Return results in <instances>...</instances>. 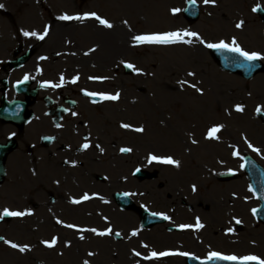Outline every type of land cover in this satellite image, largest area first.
<instances>
[{
    "label": "rangeland",
    "instance_id": "obj_1",
    "mask_svg": "<svg viewBox=\"0 0 264 264\" xmlns=\"http://www.w3.org/2000/svg\"><path fill=\"white\" fill-rule=\"evenodd\" d=\"M249 1H244L243 5L241 0L237 3L241 2L239 6L242 9L249 7ZM222 2L227 3V0ZM181 3L183 0H0L3 6L0 9L8 15L0 16L2 40L12 43L35 42L38 39L25 37L23 32L43 34L47 28L48 34L42 40V50L49 51L45 57L50 60L42 64L46 71L45 77L54 78L56 75L53 71L60 70V62L66 56L80 52L74 56L81 57L85 65L68 62L69 57L66 58L68 63L63 65L80 67L77 71H85V76H82L84 80L79 78L80 84L89 81L90 87L96 90L104 84L105 92L119 93L118 102L107 103L109 106L106 109L114 111L109 113L110 122L144 129L137 136L124 128L121 134L118 131L114 133L112 138L117 141V145L134 148V155L121 157L122 178H114L116 183L111 186L121 185L122 189H129V181L136 183L130 176L131 167L134 164H147L148 154L171 157L179 162L178 167L153 162L157 172L156 181L152 184L139 183L135 189L144 193L145 198H140L139 202L144 204L145 209L168 211L164 213L169 215L170 221L151 229L139 226L137 211H120L113 205L69 207L66 213L51 207L21 208L13 201L5 202L11 208L0 206V212L7 208L32 213L25 215L23 220L3 222L0 235L17 245L24 243L23 246L27 245L30 250L21 254L1 243L0 264H84L85 260L89 264H152V259L142 257L164 249L185 252L198 258H207L211 250H216L237 258L254 255L264 259V225L253 219L252 211L258 202L248 190L240 159L243 153H248L264 167V126L254 116L257 108L264 110V72L246 83L239 76L218 69L206 49L203 48L201 54H195L193 47L199 45L195 40L192 44L132 47V38L173 29L195 32L205 42H215L221 36L233 34L242 40L244 46L255 50L264 48V40H257L259 44H254L252 40L246 42L248 37L243 30L233 32L231 22L240 17L234 18L231 10L225 11L227 17L223 20H227V24L222 25H216L217 21L207 18L217 17L215 20L221 15V10L209 6H203V17L200 16L194 23H187L181 15H169L168 7L177 8ZM93 12L113 24L110 30L116 28L119 31L116 39L104 40V34L94 32L85 23L93 19L63 21L66 24L64 29L69 27L70 32L60 37L62 32L57 31L59 16ZM93 23L94 27L99 26L97 21L93 20ZM226 25H229L228 28ZM55 31L58 32L55 47L65 39L68 42L66 48L49 49L46 46ZM121 36L127 42L125 45L129 46L124 53L119 48ZM104 41L116 46L115 51L103 49ZM60 51L64 53H56ZM85 53L89 54L88 58L92 61L97 58L104 63L114 54L118 59L114 64L107 61L102 68L93 63L87 66ZM118 60L134 65L135 71L125 74ZM70 72H75V69ZM189 72L194 75L189 76ZM181 81L185 83L181 84ZM237 105L243 107V112L235 111ZM217 126L221 128L216 134L217 138H206L208 131ZM36 131L37 127L34 134ZM21 137L28 143L33 141L28 133ZM23 141H19L22 150L25 149ZM248 144L259 149V153L252 151ZM233 152L238 155L233 156ZM28 157L27 154H14L12 158L31 165L29 161L32 157L30 160ZM227 170L237 171L239 177L219 181V174ZM159 181H163L165 187L155 190ZM197 219L204 225L198 231L194 230ZM57 220L61 223H56ZM236 220L241 223L237 224ZM62 222L74 223L78 228H95L97 231L111 228L112 232L108 236H97L90 231L65 230V235L60 236ZM182 224L192 227L179 232L165 231L166 226ZM117 232L120 233L118 240L113 237V233ZM133 232L137 234L133 236ZM81 236L84 239H80ZM53 238L57 240L55 246L44 247L43 242H50ZM89 252L93 255L89 256ZM134 252L140 255L135 256ZM166 259H173L170 264H186L181 256L173 255L161 260Z\"/></svg>",
    "mask_w": 264,
    "mask_h": 264
},
{
    "label": "flooded vegetation",
    "instance_id": "obj_2",
    "mask_svg": "<svg viewBox=\"0 0 264 264\" xmlns=\"http://www.w3.org/2000/svg\"><path fill=\"white\" fill-rule=\"evenodd\" d=\"M222 1L215 0V4L212 5V8L221 10L219 12L222 17L225 16V11L231 10L234 17L247 19V27L264 32V19L260 17L259 12H254L252 9L253 6L258 5L264 11V0H250L249 7L242 9L239 6L241 2L237 3L238 0H227V3ZM241 1L243 5L244 1L248 0ZM0 11L2 12L0 16L8 17L2 9ZM42 43L43 41L39 39L35 42L12 43L2 40L0 36V150L8 153L5 155L4 175L0 179V206L11 208L4 203L13 201L21 208L51 207L66 213L69 212V207H88L94 204H99L100 207L113 205L118 209L116 195L128 193L134 204L132 209L137 211L139 207L141 211L140 206L144 204L139 201L140 198H145V195L135 189L139 183L152 184L157 178L154 164L149 163L148 160L150 155H147V164L143 166L134 164L131 167L130 176L137 182L129 181V189H122L121 185L111 186L116 183L114 178L117 176L122 178L121 157L134 155V148L117 145V141L112 138L117 131L121 134L122 123L110 122L109 113L114 111L111 108L106 109L109 106L108 102L95 103L84 95L85 91H104V84L97 87L98 90L91 88L89 81L87 84H80L79 78L84 80L82 76H85V71H77L81 69L80 67L70 68L63 65L69 61L85 65L81 57L74 56L79 55L76 52L73 53L74 55L66 56L69 57L68 62L66 58L60 62V70L53 71L56 75L54 78L45 77L46 71L42 64L50 60L45 57L49 51L42 50ZM67 43L65 40L56 47L55 44H46V46L49 49H64ZM38 52L41 53L36 55L35 53ZM56 53L61 55L64 51ZM88 57L89 54L85 56L87 66L93 63L99 68L106 66L104 63L107 61L114 64L118 59L114 54L103 63L101 59L95 58V61H92ZM120 60L118 62L122 64ZM71 69H75V72L71 73ZM115 69L117 70L116 67ZM69 74L71 75L67 76ZM26 76L27 80L24 79ZM61 77L64 78V83L59 88L41 86L46 82L58 84ZM77 77L76 83H72L71 81ZM36 127L37 131L34 134ZM25 133L30 135L32 143L23 141L21 135ZM131 133L137 136V132L131 130ZM19 141L24 142V150L19 148ZM84 143L90 145L86 150H82ZM122 148H129L131 151L122 153L120 151ZM14 154H27L28 160L32 157L29 161L31 165L12 158ZM27 164L29 167H26ZM125 179L128 181L127 177ZM133 184L134 187L131 188ZM164 187L163 181H159L155 190ZM85 194L91 198L79 204L70 202L73 199L82 200ZM21 212L32 213L25 210ZM23 219L25 216L14 219L4 217L0 219V225L3 222ZM65 224L74 225V223L62 222L60 236L65 235V230L74 232L78 228L77 225H74V228H66L63 226ZM165 230L169 228L166 227ZM3 241V238L0 239V244ZM23 244L19 243L21 246Z\"/></svg>",
    "mask_w": 264,
    "mask_h": 264
},
{
    "label": "snow or ice",
    "instance_id": "obj_3",
    "mask_svg": "<svg viewBox=\"0 0 264 264\" xmlns=\"http://www.w3.org/2000/svg\"><path fill=\"white\" fill-rule=\"evenodd\" d=\"M189 3L191 5H195L196 4V0H189ZM203 3L205 5L208 4H215V0H203ZM0 7H3L2 5H0ZM257 8H254L253 11H257ZM181 11V9L179 8H175L172 9V14L176 15ZM59 20L61 21H71V20H78V21H84L86 19H93L95 21H97L99 23V25H101L103 28L106 29H111L113 27V24L110 23L107 19H103L101 18L98 14L96 13H89V14H85V15H78V16H70V15H61L58 17ZM127 23V22H125ZM243 22L237 23L236 24V28L240 29L242 27ZM48 34V29L45 28L44 33L43 34H37L36 32H23V35L25 37H35L36 39L39 40H43L45 38V36H47ZM134 41V46L135 45H164V46H168V45H176V44H192L193 41H198L200 44L204 45V47L208 48V49H215L217 51H226L229 53H234L239 57H242L243 60L248 61L249 63L257 61V60H262L264 59V56H261L259 53L257 52H248L245 51L244 49L241 48V46L237 43L236 39L233 38L231 41V44L229 43H225L223 40H221L219 43H206L197 33L195 32H189V31H170V32H164V33H153V34H145V35H136L133 38ZM94 51V49H93ZM85 55H87V53H85ZM41 59H45V57H41ZM126 68L132 69L135 71L134 65L132 64H125ZM38 74H39V70H38ZM189 76H193L194 73L189 72L188 73ZM25 80L28 79V77L26 76L24 78ZM77 78H74L71 82L72 83H76ZM23 83V81L21 82ZM64 83V78L61 77L60 83L58 84H52V83H45L43 85H41L42 87H51V88H59L63 85ZM181 84L185 83V81H181ZM190 87H194V85H189ZM197 92L200 91V89H196ZM84 95L86 96H90V97H96L98 94L97 93H93V92H85ZM100 99L102 100H109V101H115L119 98V93L115 94V95H106V94H99ZM243 107L240 105H237L235 108L236 112H243ZM260 109L257 108V112H259ZM73 115H75V113H73ZM121 128H124L126 130H132L135 131L137 133H141L144 131V129L142 127H137V128H131L130 125L128 124H121ZM221 130V128L219 126L217 127H212L209 131H208V135L206 138L208 139H216V134ZM247 142V141H246ZM193 143H195V141H193ZM90 147V145L88 143H84L82 145V150H86ZM248 147L251 148L252 151L259 153V149L253 147L251 144H248ZM122 153H127L130 152L131 149L129 148H122L120 150ZM238 153L233 152V156H237ZM149 163L151 162H157L160 164H168V165H173L175 167L179 166V162L175 161L174 159H172L171 157H167V158H160L157 156H149L148 157ZM244 165L241 164V168H243ZM196 191L195 186H193V192ZM249 191H252L251 188H249ZM125 195H128V193H125ZM91 197H89L87 194H85L82 197V200H76L73 199L70 202L73 204H79L82 201H87L89 200ZM106 202V201H105ZM257 212L256 209H253V214L255 215ZM25 215H31V213L28 212H21V211H10L9 209L5 208L3 209L2 212H0V219H3L4 217H19L22 218ZM155 215V214H153ZM162 219H169V217L167 216H161ZM56 223H61V221L57 220ZM237 224H240L241 221L236 220ZM66 228H74V225L71 224H65L63 225ZM191 225H181L180 228L181 230L184 229H188L191 228ZM204 225L200 223L199 219H197L196 224H195V229L194 230H199L201 228H203ZM79 232H92L97 236H106L109 235L112 232L111 228H108L105 231H97L95 228H77L76 229ZM137 233L133 232L132 235L135 236ZM115 235L119 236L120 233L117 232L115 233ZM2 239V238H0ZM80 239H84L83 236L80 237ZM57 240L56 238H53L50 242H43L45 244L46 247L48 248H52L55 246ZM4 243L7 244L10 248L18 250L19 252L23 253L26 251H29L30 249L28 248L27 245L25 246H19L16 243H12L8 240H4ZM146 247V246H145ZM136 256H139V253L134 252L133 253ZM89 256L93 255V253L89 252L88 253ZM189 256L188 253L185 252H161L159 254H157L156 252H151L149 253V255L142 257V259H159L160 257H167V256ZM190 259H196L195 256H189ZM211 260H223V261H229L231 262V264H264V259H260L257 256L254 255H249V256H245L243 258H237L236 256L232 255V256H227V255H222L220 253L217 252H210L207 260H202L200 262V264H208L209 261ZM84 264H89V262L87 260L84 261Z\"/></svg>",
    "mask_w": 264,
    "mask_h": 264
},
{
    "label": "water",
    "instance_id": "obj_4",
    "mask_svg": "<svg viewBox=\"0 0 264 264\" xmlns=\"http://www.w3.org/2000/svg\"><path fill=\"white\" fill-rule=\"evenodd\" d=\"M216 52L217 53H215L214 55L217 58L219 65L229 72L240 73L244 77H250L255 70H258V65L256 66V64L258 63L257 61L249 63L248 61L243 60L242 57H239L234 53L217 50ZM245 170L251 171L249 174L252 178V186L258 194L260 200V207L257 209L255 215L260 222L264 223V176H262V174L260 175L262 170L249 158L245 159ZM253 175L256 176L255 179H253Z\"/></svg>",
    "mask_w": 264,
    "mask_h": 264
},
{
    "label": "bare ground",
    "instance_id": "obj_5",
    "mask_svg": "<svg viewBox=\"0 0 264 264\" xmlns=\"http://www.w3.org/2000/svg\"><path fill=\"white\" fill-rule=\"evenodd\" d=\"M85 23H87L89 26H91V29L94 31V32H99V33H102V34H104V40H113L114 38L116 39L117 37H118V35H119V31L115 28L114 30H110V31H106L105 29L106 28H103V27H94V23H93V20H87V21H85ZM58 26H57V31L59 32V33H61L60 34V37L62 36V35H66V34H68L69 32H70V28L69 27H67V28H65L64 29V27L66 26V24H64V22H59L58 24H57ZM57 31H55V32H52V34L50 35V37H51V42L49 43V45L50 44H55L56 42H57V36H58V32ZM117 31H118V34H117ZM55 38H54V37ZM53 40V41H52ZM64 41H65V39H64ZM55 42V43H54ZM127 43V42H126ZM125 43V39H124V37L123 36H121L120 37V43H119V45H120V51H121V53H124V52H126L128 49H129V46H127V45H125L126 44ZM195 43V42H194ZM196 43H198V41H196ZM199 44V43H198ZM195 47H193V49H195L194 50V52H195V54H201L203 51V49H202V47L200 46V45H197V44H195L194 45ZM102 48L103 49H105V50H107V49H111V51L110 52H114L115 51V49H116V46H114L113 44H109V43H107V42H105L104 41V43H102ZM105 53H109V52H106V51H104ZM173 259H166V260H160V261H154V262H160V263H162V262H165V263H167V264H170V261H172ZM154 262H151L152 264H155ZM142 264V263H141Z\"/></svg>",
    "mask_w": 264,
    "mask_h": 264
}]
</instances>
